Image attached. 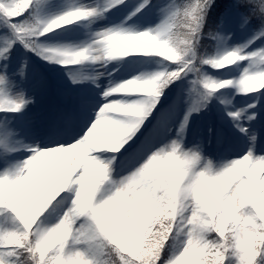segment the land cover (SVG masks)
Listing matches in <instances>:
<instances>
[{"label": "snow or ice", "instance_id": "1", "mask_svg": "<svg viewBox=\"0 0 264 264\" xmlns=\"http://www.w3.org/2000/svg\"><path fill=\"white\" fill-rule=\"evenodd\" d=\"M217 7L0 0V264H264V86H250L264 77V0L210 16ZM234 28L246 39L232 48ZM114 60L127 78L108 72L106 85L105 72L68 67Z\"/></svg>", "mask_w": 264, "mask_h": 264}, {"label": "rangeland", "instance_id": "2", "mask_svg": "<svg viewBox=\"0 0 264 264\" xmlns=\"http://www.w3.org/2000/svg\"><path fill=\"white\" fill-rule=\"evenodd\" d=\"M120 15H121V13H115L111 17H109V19H105V20L99 21L97 24L92 26V30H101V26L102 25H104V26H112L113 23H118ZM72 27L75 28L76 26L73 25ZM79 30L82 33H89L91 31L87 27H80ZM59 31H63V29H61ZM49 35L50 36H55V34H49ZM227 35H229L231 37V39L229 40L228 43H229V46L232 47V48H235V47L239 46L240 44H243L245 42V39H246V31L242 30V29H239V28H234V29L230 30L227 33ZM87 38H88V36L84 35L78 41H68V40H63V39L57 37L55 39L47 41V43L52 44V45L64 44V45H71L72 47H77L80 44H82L83 41L85 39H87ZM215 51H216V49H214V53H215ZM22 53L23 52H20L17 49H15L12 52V58L16 59V60H19L21 58ZM130 57H139V59L142 62L140 64V68H139V70H141V71H151L152 69L157 67V65L155 64V60L157 58H155V57H152V58L144 57L142 54H133L132 56L125 57V58H120V59L121 60H127ZM29 62H30V60H29ZM30 64H32V63L30 62ZM116 65H117V61L114 60V61L109 62L106 65V67H102L101 64H99V63L98 64L88 63V64H85V65L76 66V67H82L85 70V72L87 74H89V75L97 74L98 71L99 72H105V77L102 78L101 83L106 85L107 82H108V79H109L108 76H107V73L108 72H112V69L116 68ZM35 67L38 68V66H35ZM224 71H228V69H225ZM117 73H120L121 76H123V72H122L121 68H117L116 72H112V76L113 77H115L117 79H120L121 76H117ZM213 75H216V73H213ZM231 75H238V73H231L230 76ZM123 78H127V77L123 76ZM89 87H94V86L89 85ZM116 95H125V94H116ZM225 99L231 100L232 97L228 96V97H225ZM245 100H246V97H244V96H236V99H235L234 103H235V105L237 107H243ZM215 104L219 105L220 108L224 107V105L220 104V101H218V103H215ZM198 116H199V114L193 113V117H198ZM201 126H202V121H201ZM236 135L238 136L239 134L237 133Z\"/></svg>", "mask_w": 264, "mask_h": 264}, {"label": "clouds", "instance_id": "3", "mask_svg": "<svg viewBox=\"0 0 264 264\" xmlns=\"http://www.w3.org/2000/svg\"><path fill=\"white\" fill-rule=\"evenodd\" d=\"M186 23V21H178V27H177V37L178 39H183V40H187V39H190L189 35H188V29L184 28L182 25ZM128 47V45L126 44V42H121V41H116L114 42L113 44V48L115 51L117 52H120V51H124L126 50V48ZM231 61H226L224 65H221L222 67L223 66H227L228 63H230ZM256 84H260L261 86H264V77H262L260 80L258 81H253V82H250V86L255 88ZM167 170L171 171L172 170V164H171V160H169V162H166L165 165ZM244 167V163L242 162L241 163V168ZM219 187H221L220 184H215V185H208V184H205L204 185V189L205 191H215L217 190ZM260 207L261 209H264V200L261 201V204H260Z\"/></svg>", "mask_w": 264, "mask_h": 264}, {"label": "trees", "instance_id": "4", "mask_svg": "<svg viewBox=\"0 0 264 264\" xmlns=\"http://www.w3.org/2000/svg\"><path fill=\"white\" fill-rule=\"evenodd\" d=\"M229 3H231V0H216V4L219 5V7L216 8L215 12H212V11L210 10V16H212V17H218V16L221 14L222 10H223V9H224ZM201 43H202V45H203V44H216L215 41H208L206 38H203V37H202ZM214 49H215V48H209V49H207V51H208L210 54H213V53H214ZM14 50H15V49H14ZM17 50L20 51V52H24V50H23L22 47H21V48H17ZM205 50H206V49H205L204 47H201V48H200V51H201V52H204ZM27 55H28V57H29L30 62L33 64V66H38V67H40V66L46 67V66H47L46 68H48V69H52V68L63 69V68H64L63 65H46L47 63H46L45 61L40 60L38 57H35V56H34L33 54H31V53H28ZM68 83H70V81H68ZM215 103H218V101H215Z\"/></svg>", "mask_w": 264, "mask_h": 264}]
</instances>
